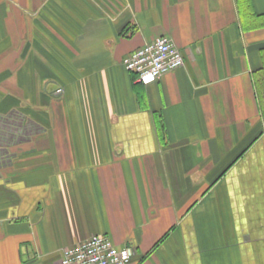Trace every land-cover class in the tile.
Returning <instances> with one entry per match:
<instances>
[{
	"label": "crops",
	"instance_id": "1",
	"mask_svg": "<svg viewBox=\"0 0 264 264\" xmlns=\"http://www.w3.org/2000/svg\"><path fill=\"white\" fill-rule=\"evenodd\" d=\"M163 36L183 67L138 84ZM102 235L264 264V0H0V264Z\"/></svg>",
	"mask_w": 264,
	"mask_h": 264
},
{
	"label": "built area",
	"instance_id": "2",
	"mask_svg": "<svg viewBox=\"0 0 264 264\" xmlns=\"http://www.w3.org/2000/svg\"><path fill=\"white\" fill-rule=\"evenodd\" d=\"M122 65L135 76V82L148 85L166 74L183 67L179 50L168 37H160L145 44L126 57ZM62 94V90L55 92ZM130 248L116 247L107 236H95L72 248L63 250L60 264H134Z\"/></svg>",
	"mask_w": 264,
	"mask_h": 264
},
{
	"label": "trees",
	"instance_id": "3",
	"mask_svg": "<svg viewBox=\"0 0 264 264\" xmlns=\"http://www.w3.org/2000/svg\"><path fill=\"white\" fill-rule=\"evenodd\" d=\"M239 10H241V2L238 3Z\"/></svg>",
	"mask_w": 264,
	"mask_h": 264
}]
</instances>
